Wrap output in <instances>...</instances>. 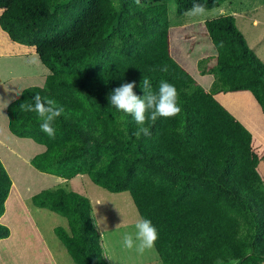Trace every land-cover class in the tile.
<instances>
[{"label": "trees", "instance_id": "16d2710c", "mask_svg": "<svg viewBox=\"0 0 264 264\" xmlns=\"http://www.w3.org/2000/svg\"><path fill=\"white\" fill-rule=\"evenodd\" d=\"M168 1L0 0L2 33L32 49L48 71L41 86L22 89L6 106L7 131L44 148L29 160L36 171L62 180L86 176L108 193L127 192L158 231L153 249L160 264H264V190L251 135L214 99L248 92L264 119V64L234 17L218 13L202 23L214 52V65L200 72L212 77L205 91L171 58ZM225 1L172 0L173 17L184 20L194 2L207 13ZM164 65L167 72L159 70ZM143 77L153 91L161 80L173 84L181 112L147 122L150 135L137 138L133 118L108 97L133 81L143 97ZM36 94L64 108L54 138L41 131L35 113L19 108ZM10 186L0 163V217ZM30 202L65 219L68 232L53 233L73 264H108L85 197L43 190ZM8 235L0 224V240Z\"/></svg>", "mask_w": 264, "mask_h": 264}, {"label": "rangeland", "instance_id": "374dc122", "mask_svg": "<svg viewBox=\"0 0 264 264\" xmlns=\"http://www.w3.org/2000/svg\"><path fill=\"white\" fill-rule=\"evenodd\" d=\"M113 2L117 5L118 0H113ZM167 8L168 18L170 19L168 32L171 58L177 64L183 66L193 78L195 84L205 91L212 81V77L208 74L201 75L200 72H204L214 65V60L212 59L214 52L211 43L203 35L202 23L206 19L215 17L218 13L234 17L235 26L242 34L246 45L264 64V0H227L216 10L207 12L203 16L187 15L184 20L173 17L174 5L172 0L167 2ZM3 44V42H0V46H3ZM5 61L7 65L4 68L12 70L11 66H14L13 63L9 60ZM30 84H32V87L36 86V84L42 85L38 84L37 81L21 85L20 81L10 80L6 82V85L13 87L12 94H10L11 97L0 99V163L11 181L8 191L9 202L5 203L4 201L2 214L9 223L3 224L0 221V224L6 226L12 236L18 237L21 232V236L17 238L19 240L18 243H15V249L14 247L10 248L12 251H9L11 261L6 262V256L3 259V263L0 264H44L42 258L33 260L32 255L27 254L28 252L23 249L24 242L31 239L32 235L27 230L30 222H26V214L16 206L15 201L18 199L23 203V208L28 210L31 222L35 223L39 228L48 230L52 227H60L68 232L64 218L48 210L34 207L30 202V197L40 191L55 189L75 192L87 198L109 264H160L154 249L146 250L141 255L135 249L127 250L122 246V234L134 232V225L137 219V212L127 192L108 193L93 185L86 176H76L70 180H62L40 173L29 165V160L43 152L44 148L28 139H18L7 131L5 114V106L7 104L3 103L6 100L11 102V100L17 98L16 88L20 89L22 86L21 88L24 89L31 86ZM219 95L224 100L217 96L214 99L242 124L251 135L252 164L261 179V187L264 190V153L262 152L264 119L261 112L248 92ZM50 235L53 243H55H52V245L54 246L55 254H57V264H73L54 233L51 232ZM13 240L16 239L13 238ZM39 246L41 247V243H39ZM29 253L38 257L41 255L39 249H34ZM36 259L39 260L36 261ZM233 262L227 261L217 264H233Z\"/></svg>", "mask_w": 264, "mask_h": 264}, {"label": "clouds", "instance_id": "9594fccd", "mask_svg": "<svg viewBox=\"0 0 264 264\" xmlns=\"http://www.w3.org/2000/svg\"><path fill=\"white\" fill-rule=\"evenodd\" d=\"M137 4L140 0H135ZM206 5L194 2L190 9L186 10V15L203 16L206 14ZM161 72H167V65L161 66ZM136 83L129 82L121 84L109 95V104L117 111L130 115L135 121L137 130L134 136L140 138L141 135H150V128L144 126L147 122H155L158 118H171L181 112L178 102V92L173 84L161 80L157 91H153L148 78L143 77L141 88L143 97L134 94L133 89ZM32 103L24 101L19 105L21 111L35 113L40 121V129L47 136L53 137L56 130L53 127L54 121L64 113V108L57 104L54 99L42 97L36 94ZM134 232H125L121 236L123 248L127 250L135 249L138 254H143L146 250H151L158 239V231L149 219L137 213L134 225ZM235 264V262H233Z\"/></svg>", "mask_w": 264, "mask_h": 264}, {"label": "crops", "instance_id": "0c3cea01", "mask_svg": "<svg viewBox=\"0 0 264 264\" xmlns=\"http://www.w3.org/2000/svg\"><path fill=\"white\" fill-rule=\"evenodd\" d=\"M0 42L4 43L3 46H0V99H3V98L6 99V98L11 97L10 94H12V91H13L12 88L13 87L6 85V82H9L10 80L20 81L21 85L23 83H30L31 81H37L38 84L43 83L45 76L48 74V71L40 64L36 54L34 53V51L32 49L24 48V47H21V46L14 44V43H11L10 41L7 40V38L2 33L1 30H0ZM5 60H9L13 63L14 66H11L12 70H8V69L4 68V66L6 67V65H7V62ZM16 66H18V67H17V69L14 70V68ZM30 85L32 86V84H30ZM36 86H39V85L36 84ZM21 87H20V89L16 88V91H17L16 97L19 96V93L22 90ZM14 90H15V88H14ZM216 96L221 97L219 94ZM216 96H214V97H216ZM15 99H13V100H15ZM13 100H11V102ZM221 100H224L223 97H221ZM9 101L10 100H6V102H4L3 104L8 105V103H10ZM254 103H255V101H254ZM255 105L257 106L256 103H255ZM6 106H5V108H6ZM257 108L259 109L258 106H257ZM8 200H9V195L6 198L5 203ZM15 203H16V206L18 207V209L19 210L21 209V211L24 212V214H26V216H25L26 222L27 221L30 222V224L27 227V230H28V233L32 235V238L29 239L27 242L26 241L24 242L23 249L28 252L27 254L32 255L33 260H35V258H39V259L42 258L44 260V264L45 263L46 264H57V262H56L57 254H55V252H54L55 249H54V246L52 245L53 239H52V236L50 235V233L53 232L54 228L52 227V228H49L48 230H43L42 228H39L35 223L31 222L30 217L28 215V210L26 208L25 209L23 208V203L20 202L19 199L16 200ZM4 217L5 216L2 215L0 217V221L3 222V224L9 223L8 221H6V217H5V219H4ZM91 219H92V223H93L94 227L96 228V225H95V222H94L93 216H92V210H91ZM66 228H67V226H66ZM96 230L99 234V231L97 228H96ZM20 236H21V232L19 233L18 237H20ZM18 237L12 236V233L9 232V235L7 238L1 239L0 243L2 242V244H0V263H3V261H4L3 259H5L6 256H7L6 262L11 261V255H9V251L12 252L10 249L12 247H14V249H15V243H18V241H19V240H17ZM13 238H15L16 240H13ZM99 238H100V245H101V248H102L103 253H104V258L106 259V261L108 263V259L106 257L105 251H104L103 246H102L100 234H99ZM48 241H50L51 243ZM39 243H41V247L39 246ZM53 244H55V243H53ZM34 249L40 250L41 255H39V257L32 254V253H29V252L33 251ZM13 251H15V250H13ZM4 254H8V255H4ZM39 259H36V261H38ZM40 264H42V263H40Z\"/></svg>", "mask_w": 264, "mask_h": 264}]
</instances>
